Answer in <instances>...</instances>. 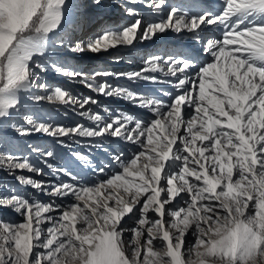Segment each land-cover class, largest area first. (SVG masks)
<instances>
[{"label":"rangeland","instance_id":"374dc122","mask_svg":"<svg viewBox=\"0 0 264 264\" xmlns=\"http://www.w3.org/2000/svg\"><path fill=\"white\" fill-rule=\"evenodd\" d=\"M66 1L69 29L51 39L57 51L28 64L23 85L7 83L6 61L17 40L41 32L50 0L0 51V92L14 101L8 116L0 109V264H83L91 252L99 260L111 232L129 264H264V91L251 72H228L231 47L213 35L232 0H197L192 11V0L178 9L164 0ZM213 5L224 7L210 23ZM184 7L193 25L203 18L197 43L182 40L174 11ZM256 34L246 42L262 75L264 32ZM184 47L201 59L186 60L194 78L182 90L173 49ZM155 65L162 77L132 79V69Z\"/></svg>","mask_w":264,"mask_h":264},{"label":"bare ground","instance_id":"6f19581e","mask_svg":"<svg viewBox=\"0 0 264 264\" xmlns=\"http://www.w3.org/2000/svg\"><path fill=\"white\" fill-rule=\"evenodd\" d=\"M39 1L41 0H0V16L2 17V15L5 14L6 17H8L7 22L5 21L3 22V24L0 25V51H1L2 46H4L5 44L12 43L13 38L16 36L21 26L28 20L31 13L34 11V9L39 4ZM154 1L157 2V0H153V2ZM171 1L173 0H169L167 2L172 3ZM182 1L183 0H179L180 4L182 3ZM192 1H194L191 3L193 6L189 8V11L196 10L198 7L197 0H192ZM50 2H51L52 7H49L45 11V13L42 16L41 22H40L41 32L38 33L37 35H32L26 38H21L17 40L16 43L12 46L10 53L8 55V59L6 61V65H5L6 66L5 78L8 84L17 83L19 81V83L23 85L25 75L28 72V64L35 58H38L41 56L43 57L45 55H49L57 51L56 50L57 48L55 49L54 44L52 42L53 40L51 39L53 37H55L54 40L57 39L56 35L58 33L69 29V27H67V21H68V18H70V14L66 10L67 1L66 0H50ZM247 3H250V5H248ZM180 4L177 3V5L181 7L183 4L181 5ZM111 7L113 6L111 5ZM223 7L224 5L220 6L219 13H221V10ZM187 9H188L187 7H184V9H181L179 11H174V13L179 12V14H181V17L184 19L183 24L184 26L186 25V27L183 26V29H182V25L180 26L181 29L179 27L178 28L179 30H182L183 32L182 40L184 42H185L184 36H186V39L189 37H192L191 40H189L190 43H192L193 40H194V43H197L198 36H201L205 34L206 32L204 33L202 29H200L199 26L197 27V29H194V26L200 24L203 18H198L196 20V24L193 25L192 20L195 17L191 15L192 13H189ZM213 9L214 8H210L209 10H213ZM145 11L147 12L146 16L147 15L152 16L151 19L155 18L157 15L160 14V12L152 13L151 11L147 9ZM83 13L85 12L83 11ZM83 13H81V15ZM206 13H207L206 10L205 11L203 10L201 16H203ZM214 13L215 12H212V13L208 12V15L207 14L205 15L206 17L211 16L208 18L209 19L208 22L211 23L213 20L216 21V17L218 16V14L215 15ZM115 15H117V13L115 11H112V15L108 17L109 19H113L111 17ZM86 17H89V16H86ZM82 20L85 21V19H82ZM219 23H221V25L217 27V30L215 33H213V35L214 36L222 35L224 37L226 36V38L223 39V43L225 46L228 45L229 47H231L229 50L228 48L225 49V55L223 56V60L225 61V64H226L225 67L228 68V72L233 73V75L235 76L237 73H241V75L243 74L245 75L248 71L251 72L248 77L251 78L252 76H255L256 78H258V80H261L260 84L256 83L255 89L258 91L259 90L264 91V69H263L264 67L262 68V71H263L262 75H259L258 73L259 68H255L256 66L253 61L252 52H251L252 50L249 51L250 49L249 47H247V42H246V36L248 35V32L250 30H253L254 33L255 31H257V34L264 32V0H254V3L251 2V0H232V4L228 6V12L221 15ZM117 24H118V21H117ZM227 25L229 26L228 28L226 27ZM163 30L164 29L162 28V31ZM237 30H240V31H237ZM210 32H214V31L210 29ZM242 33H245L246 35ZM77 40H75L74 42L78 43L79 45L80 43ZM158 47L160 48L158 52H162L163 50L161 49L163 48L162 44H159ZM105 48L108 49V47H105ZM188 48L189 47H184L183 49H179V50L173 49L175 52L174 55L181 56V61L178 64V69L180 70V72L177 73V80L179 81V86H181L180 88H182V90H184L185 86L187 85L188 78L190 79L194 78V74L192 73L191 66L189 65V62L186 60L196 59L199 61L201 59V57L198 58L196 56L197 52L195 51L192 53V57H191V53H190L191 49H188ZM171 49L172 47H170L169 50ZM233 54H235L236 56H234ZM154 57L155 56H152L150 57V59L155 60ZM132 70L133 71L130 72V74L133 76L132 79L134 80L136 79V81L140 80L141 82H145V80L147 79L146 77L147 74H153V75L157 74V76H161V77L163 76V72L161 71L163 69L161 68V66L158 67L157 65H155L153 69L143 68L141 71H139L138 68L136 69L134 68ZM0 72H1V68H0ZM150 81L153 82V79H150ZM157 82H160V81H157ZM255 89L252 90L253 93L255 92ZM22 92L23 91L19 90V88L15 90L14 92L15 97L22 96ZM12 98H13L12 93L7 88L2 90V92H0V109L5 112L6 116L11 114L14 109V101ZM251 99L247 97V100H249V102ZM139 100H141V98ZM161 126L164 127V124H162ZM261 128L264 131V123H262ZM261 141H262V138L260 136L254 139V141H252L251 143V149L255 151L256 150L255 147L258 146L259 143H261ZM170 157L171 156L167 154L166 158H170ZM170 183H172V185L174 186L173 188H175L177 192L181 191L180 185L174 183L173 180H170L169 184ZM154 190L156 193L158 192L159 194L163 193L161 190H158L157 188H154ZM100 191L101 190H98L97 194ZM157 202L159 206H161L162 202L160 200H158ZM104 206L106 210V207L108 206L106 204H104ZM41 211L46 212L47 208L45 206H42ZM160 212L162 213L161 210ZM109 215L110 217H113L114 219H116L118 223L121 221L120 218H118L115 210L109 211ZM61 236L66 237L67 236L66 232H61L59 237ZM107 237H106L107 249H106L105 254H103V256L98 260L97 257L94 255V253L91 252L90 255H86L85 257L81 259V262L83 264H129V262L127 261L123 253L124 246L122 245L121 240L117 238V235H114V233L111 232Z\"/></svg>","mask_w":264,"mask_h":264}]
</instances>
